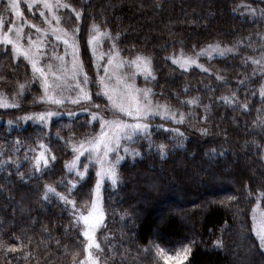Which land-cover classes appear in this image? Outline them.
Segmentation results:
<instances>
[{"label": "trees", "instance_id": "1", "mask_svg": "<svg viewBox=\"0 0 264 264\" xmlns=\"http://www.w3.org/2000/svg\"><path fill=\"white\" fill-rule=\"evenodd\" d=\"M67 2L83 13L77 21L70 12L62 24L71 33L79 29L78 57L93 104L107 103L100 86L103 70L88 46L95 25L105 51L115 48L127 62L138 56L151 61L156 80L132 81L155 93L154 105L166 106L177 118L184 115L179 124L151 117L150 137L120 143L119 183L113 188L106 182L102 189L105 218L98 242L103 251L96 252L101 264H180L185 248L191 251L183 264H264L253 230L255 205L264 211V102L259 95L264 0ZM4 5L0 16L7 30L12 14ZM30 12L23 5L25 18L40 24ZM217 44L234 52L212 59L198 55ZM14 55L10 45H0V98L19 105L0 107V264H78L87 245L82 224L75 222L71 205L55 197L43 200V189L50 185L66 192L63 182L74 177L65 167L75 156L72 144L97 135L100 123L87 124V112L75 120L53 117L47 125L20 119L38 116L50 105L43 102L29 61ZM192 57L200 67L196 63L185 71L172 63ZM225 96L233 103H225ZM192 100L196 104L187 103ZM161 125L175 131L158 130ZM70 136L72 144L67 143ZM38 142L55 156L43 174L30 163L29 149ZM160 144L166 145L163 159ZM125 147L140 155L125 156ZM95 173L91 163L71 197L79 211L93 201Z\"/></svg>", "mask_w": 264, "mask_h": 264}, {"label": "snow or ice", "instance_id": "2", "mask_svg": "<svg viewBox=\"0 0 264 264\" xmlns=\"http://www.w3.org/2000/svg\"><path fill=\"white\" fill-rule=\"evenodd\" d=\"M36 4H42L43 8L46 9L49 13H53V9H60L65 8L69 9L74 15L75 19L77 21H80L82 18L83 13L81 11H77L75 8H72L70 4L67 3H61L60 0H56V2L53 4L51 0H31V3H29V9L36 5ZM4 7L8 8L12 12L15 13L17 17L22 18L23 13L19 10V0H9V3L7 5H4ZM39 15L41 17H45V12L40 11ZM52 19H55L57 24L60 23L59 17L55 14L52 15ZM45 22L48 23L49 21L45 19ZM4 22L2 18H0V29H3ZM30 27H33L36 29L37 32H41V29L36 27L35 25H30ZM15 28V25L8 28L7 32H4L3 34H0V45H11L14 55V59L19 58L20 56H23V58L31 64L32 70L34 73H39L40 78L42 81V86L44 88L45 96L47 97V102L55 104L59 107H62L65 104V98H56V95L53 93L52 95H49V92L53 88H59L60 85L49 83L48 81V75L46 74L45 68L38 66L39 65V58H42V49L39 45L35 46V51H33L31 45H33V41L31 37H28V43L30 47L24 48L20 45L19 41L22 39L21 32L23 31L22 27L19 29H16V37L13 39L9 36V33H11ZM55 32L56 29H53ZM63 31V30H61ZM79 29H74L71 37H69V34L67 32L63 33V37L56 36L55 38L57 40H61L63 44L66 47H71L73 49L72 56H73V62H72V79L75 80L74 87L75 89H78L77 95L75 98H71L68 100V102L77 105L81 104L82 101L87 102L91 101L92 97L91 94L86 90V86L89 83V77L86 72L83 71V62H80L79 64L76 63L78 59V49L79 44L76 39L78 35ZM92 35H90V38L88 40V46L92 48L97 35L99 34L98 28L93 25L92 27ZM47 35V34H45ZM210 48L213 49V51H216L220 56H224L226 53H230L233 51L232 48H220L219 44L215 46H210ZM5 51H7V48H5ZM92 54L95 56V49L92 48ZM204 53H200V55H203ZM61 61H63V57H58ZM143 62V72L140 74L144 75V78L146 81H148L149 77L151 80H156V76L151 71V61L147 58L143 57H136L135 60L131 61V64H136L137 67H139L138 62ZM113 63V58L110 56L108 60V64ZM173 64L177 63V60H172ZM196 60L192 58H188L184 61L183 64H180L179 66L183 68L185 71H187V67L185 65L195 64ZM253 63H259L258 61H253ZM197 67H200V65L197 64ZM52 66H48V71L51 72ZM202 71L208 72L209 70L206 68H201ZM63 71V69L61 70ZM105 74H107L108 69H104ZM54 76V79L56 81H59L61 79V76L56 75L54 72L52 73ZM82 75V80L78 77ZM218 80L221 79L220 76L216 77ZM103 83V81H101ZM84 85V86H82ZM23 88V85L21 86ZM134 95L131 97V103H129L128 107H125L122 103H115L112 101V97L105 92L104 94L108 96V99L110 102L114 103V106L116 107L117 111L120 113V116L117 118L114 116L113 119L108 120L105 119L102 114L91 112L90 108L88 107H81L79 110L75 109H69L66 110L64 113L58 112V111H46L43 113H40L38 116H24L20 119L24 120L25 122L29 120H39L42 125H47L48 122L51 120L52 117L58 116V115H67L69 118L75 120V118L79 115L80 112H87L90 116V120L87 121V124H91L92 122L99 121L100 123V133L98 136H95L87 141V146L84 142H79L77 144H72V137L70 136L67 143L72 144V151L75 153L74 159L70 164H67L65 167L69 173H73L74 177L71 179H66L63 182V187L66 189V192H59L57 189L53 186L46 185L43 189V197L42 199L45 201H49L51 197H55L57 201L62 202L66 207L68 205L72 206V214L76 217V223L79 224L81 221L83 222L85 226V230L81 233L84 237V239L87 241V245L84 249L85 252L88 253V256L86 260L81 261L80 264H97V260L93 258V253L91 252V249L95 248L97 252H102L103 249L101 248V245L97 242L95 238V232L96 230L102 226L103 220H104V213L99 208V203L102 200L101 196V190L104 184V180L107 179L111 182V185L113 188H115L119 183V176L117 174L116 168L117 165L120 163L121 160L124 159V156H121L119 154L120 150V140H128L133 141L134 137H143L147 139L151 135L150 131V124H151V117L154 116H160L163 120H172L173 122L179 124L183 123L184 121V115L180 114L179 118L176 117L175 113L169 114L168 108L164 105L156 104L153 106V100L151 99L152 96L155 95V93L152 92L151 89H134ZM99 94V93H98ZM255 95V93H253ZM259 95L261 97V101L264 102V86L261 87ZM235 94H233L234 98ZM233 98H229L227 96L222 97V100L227 104L233 103ZM198 99V98H197ZM196 100L188 101L189 104H196ZM96 108H99V105H93ZM0 107H19L18 104L15 103H5L2 98H0ZM245 111H247V105L244 106ZM124 116L129 117V121H125L123 119ZM10 125L12 124V121L8 122ZM107 129V130H106ZM158 130H162L164 132L169 131H175L174 129L164 128L163 125L159 127ZM179 135H183V133H178ZM60 137H58L59 139ZM151 143V141H150ZM20 142L17 141V145H19ZM166 145L160 144L158 145V150L161 154V158H165L166 152H165ZM125 156L131 155L133 159H135L136 156H139L140 153L135 150H130L128 147H125L123 149ZM29 152L33 153L30 163L32 164V167L36 173L43 174L45 169H48L51 162L55 161V156L50 154V149L45 143H37V148L35 149H29ZM116 153V155L113 157L112 160H109L108 157L110 153ZM87 153V159L88 163L83 164L82 167H80V157L85 156ZM28 157L26 156V159ZM96 163L99 164V170L96 171L95 176V184H94V199L91 203L90 210H87V214H85L83 211L77 212L76 208V201L72 199V195L74 194L75 190L79 187V184L81 181H84L88 176V164L89 163ZM17 174L19 173V165H17ZM264 224V222H262ZM256 234L258 236V239L260 241V247L262 250H264V226L259 228L258 230H255ZM220 241H217V245L219 246ZM14 250V249H10ZM183 251V257L180 260V264H183L184 260H187L188 255L190 254V248H185ZM176 257H168V260L175 259ZM167 264V262H166Z\"/></svg>", "mask_w": 264, "mask_h": 264}, {"label": "rangeland", "instance_id": "3", "mask_svg": "<svg viewBox=\"0 0 264 264\" xmlns=\"http://www.w3.org/2000/svg\"><path fill=\"white\" fill-rule=\"evenodd\" d=\"M51 2L54 4L56 0H51ZM60 2L69 4L67 0H60ZM1 3H5L7 5L9 3V0H0V4ZM29 3H31V0H19V10L23 13V5L25 7L27 6V8L29 9ZM9 11L12 14V21L10 22L8 28L15 25L14 30L11 33H9V36L14 39L16 37V29H19L22 27L23 31L21 32L22 39L19 41L20 45L24 48L30 47L28 43V37L30 36L33 41V45H31L33 51H35L36 45H39L42 49V58L38 57V60H39L38 66L45 68L46 74L48 75L49 83L60 85L59 88H53L49 92V95H52L54 93L56 95V98H65V104L59 108L57 105L47 102V97L45 96L44 88L42 86V89H43L42 99L44 103H47L50 105L49 110L64 113L66 110H69V109L79 110L81 107H88L90 108L91 112L102 114L105 119L111 120L114 118V116L118 118L120 116V113L117 111L116 107L114 106V103L109 101L108 96L104 94L105 92H107L112 97V101H114L115 103L117 104L122 103L124 104L125 107H128L129 103H131V97L135 94L134 89H138V90L145 89V88L137 87L136 83L134 84V82L132 81L134 80L135 82H138V81L147 82L144 78V75L140 74L143 72V62L142 61L138 62L139 67H137L136 64H131V62H127V60H124L123 58H121L115 48H113L111 52L105 51L101 46L102 34L100 32L97 35L92 48L95 49V56H93L95 63L98 64L103 70V75L101 76V80H100V86H101V93L103 97L106 99L107 103L102 105L99 103L93 104L91 101H87V102L82 101L81 104L74 105L68 102L69 99L75 98L78 92V89H75L74 87L75 80L72 79L73 49L71 47H66L61 40H57L55 37L56 36L63 37L64 32H67L69 34V37H71L72 33L66 31L62 24V22L65 20V17L67 16L69 17V14L71 11L69 9L60 8L58 10L53 9V13H49L46 9L43 8L42 4H36L31 8L30 13L32 16H34L35 14L36 19L39 16L40 24H36V22H34L33 20L25 18L24 14H23V17L20 18V17H17L15 13L12 12L11 10ZM40 11L45 12V17H41L39 15ZM53 14L59 17V20H60L59 24H57L55 19H52ZM0 18H2L4 22L3 29H0V34H3L4 32H7L8 29L7 30L5 29V23H6L4 21L5 17L1 15ZM45 19H47L49 22L46 23ZM30 25H35L36 27L40 28L41 32H37L36 29L33 27H30ZM53 29H56V31L54 32ZM211 46H215V45H211ZM225 48H228V47H225ZM232 52H234V50ZM232 52L226 53L225 55H229ZM200 53H204L201 56L207 59H212L214 57H222L216 51H213V49L210 48V46L202 50ZM200 53L198 55H200ZM110 56L113 58V63L109 65L108 60ZM58 57H63L64 58L63 61L58 59ZM186 59H181V60L178 59L179 62L177 63L183 64ZM192 59H195L197 63L196 57H192ZM76 63L77 64L80 63L79 57ZM195 64L185 65V67H189ZM49 65L52 66L51 72L48 71ZM105 68L108 69L107 74H105V71H104ZM62 69L63 71H61ZM127 70L129 72H127ZM53 72L56 75L61 76V79L59 81H56L54 79V76L52 75ZM35 75L39 78L41 85H42L40 74L35 73ZM130 75H132V77H130ZM78 78L82 80V75L79 76ZM150 79L151 78L149 77L148 80ZM101 81H103V83H101ZM84 87H86V90L89 92L88 84ZM5 103H10V101L5 102ZM93 105H99L100 107L96 108ZM153 106L155 105L153 104ZM58 116H63V115H58ZM54 117H57V116H54ZM123 119L125 121H129L130 118L127 116H124ZM99 133H100V130L95 136H98ZM123 140L124 139H121L120 143ZM84 143L87 146V142H84ZM113 153H110L108 157L109 160H111V155ZM84 159H86L88 163L87 153L85 154V156L80 157V163H84L85 162ZM89 164L91 165V163ZM89 164H88V167L90 166ZM92 165L96 167V171L99 170V167H100L99 164H96L93 162ZM106 182L110 183L109 180L105 179L103 186L106 184ZM102 192L103 191L101 190V196H102ZM93 199H94V195H93ZM90 208H91V204L87 207L86 210H82V211L85 214H87V210H90ZM99 208L103 211L102 200L99 203ZM77 212L79 213L81 211L77 210ZM262 222H264V211L261 209L259 204H256L254 207V212H253V225H254L253 230H254V234L258 241L259 239H258V236L255 230H258L259 228L264 226ZM81 224H82L83 231H84L85 226L82 221H81ZM103 225H104V220H103L102 226L99 227L95 232V238L97 242H98V234L102 230ZM91 252L93 253V258L97 260V264H101L100 260L98 259L96 255L97 250L93 248L91 249ZM87 256H88V253L84 251L83 259L81 261L86 260ZM80 262L78 264H80Z\"/></svg>", "mask_w": 264, "mask_h": 264}]
</instances>
